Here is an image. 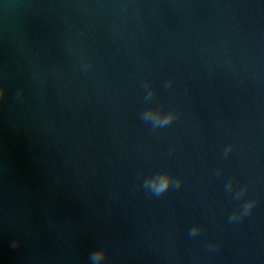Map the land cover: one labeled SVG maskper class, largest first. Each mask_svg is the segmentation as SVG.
I'll return each mask as SVG.
<instances>
[{"label":"water","instance_id":"1","mask_svg":"<svg viewBox=\"0 0 264 264\" xmlns=\"http://www.w3.org/2000/svg\"><path fill=\"white\" fill-rule=\"evenodd\" d=\"M0 264H264V0H0Z\"/></svg>","mask_w":264,"mask_h":264},{"label":"clouds","instance_id":"2","mask_svg":"<svg viewBox=\"0 0 264 264\" xmlns=\"http://www.w3.org/2000/svg\"><path fill=\"white\" fill-rule=\"evenodd\" d=\"M167 186V181H165L163 184L160 185L159 189L158 190H162L164 187ZM101 257L99 255H97L95 257L96 260H99Z\"/></svg>","mask_w":264,"mask_h":264}]
</instances>
